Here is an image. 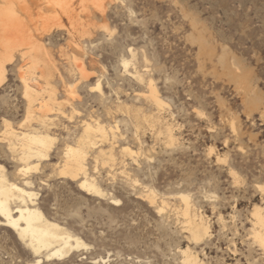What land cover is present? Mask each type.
Masks as SVG:
<instances>
[{
	"label": "rangeland",
	"instance_id": "rangeland-1",
	"mask_svg": "<svg viewBox=\"0 0 264 264\" xmlns=\"http://www.w3.org/2000/svg\"><path fill=\"white\" fill-rule=\"evenodd\" d=\"M0 13L13 26L0 38L25 44L0 84V165L21 185L24 164L2 123L25 122L20 73L30 72L52 144L27 189L87 246L39 264H186L189 253L202 264H264L253 236L264 211V0H0ZM93 121L114 132L85 155L100 195L58 175ZM180 194L207 221L204 241L190 238ZM36 259L0 224V264Z\"/></svg>",
	"mask_w": 264,
	"mask_h": 264
},
{
	"label": "bare ground",
	"instance_id": "bare-ground-1",
	"mask_svg": "<svg viewBox=\"0 0 264 264\" xmlns=\"http://www.w3.org/2000/svg\"><path fill=\"white\" fill-rule=\"evenodd\" d=\"M33 1L38 2L39 0ZM64 13L66 18L70 20L71 11L67 9ZM9 19L10 17L7 13H0V29L4 33L11 34L13 26L12 24L10 25ZM19 42L22 41L13 37L0 38V45L4 49V54L0 55V84L4 78L5 63L11 60L10 52L16 47L25 45L19 44ZM122 64L125 71H127L129 63L123 61ZM78 70L81 77H85L81 72L82 63H78ZM136 72L135 69L134 73L137 74ZM20 78L23 83L24 98H26V120L21 125L19 131L13 130L7 121H3L2 124L4 129L3 137L6 139L8 146L6 148L11 151V155L24 164L25 170H20V176L23 179L22 183H19L21 185H18L11 183L7 179L4 169L0 165V224L14 232L24 247L34 257H37L34 264H39L41 259H59L87 246L80 238L61 225L49 221L36 205L37 194L27 189L31 185L26 178L27 171L36 169L37 163L47 158V152L52 144V140L48 135L47 129L50 125L47 115L49 110L46 104L40 102L42 95L40 92L42 89L41 84L32 77L30 72H28V75L26 72L20 73ZM97 90L101 92L99 84L97 85ZM149 90L151 91V89ZM150 94L151 100L155 103L157 109H159L161 104L156 94ZM156 117L159 118V115ZM32 122H37L44 131L41 132L38 128H34L31 125ZM171 129L167 128L168 134H171ZM107 134H114V132L111 129L107 131L105 126L99 121L85 123L76 147L66 150L65 161L58 175L74 181L80 179L81 188L100 195L101 192L95 180L87 174L85 155L87 154V149L95 148L99 142L97 141L98 138L102 143L107 141ZM168 137L169 139L172 138L171 135H168ZM123 151L130 153L128 149H123ZM99 154L104 155L103 152H99ZM106 158L111 159L112 155L110 154ZM31 165L33 167H30ZM179 199L184 204L183 215L185 222L188 224L187 231L190 233V238H192L194 243L204 241L209 235L207 221L202 215L192 210L188 196L180 194ZM253 224V236H255V241L258 242L264 254V211L260 209L255 210ZM187 256L186 264H202V261H200L196 254L191 255L189 253V256Z\"/></svg>",
	"mask_w": 264,
	"mask_h": 264
}]
</instances>
